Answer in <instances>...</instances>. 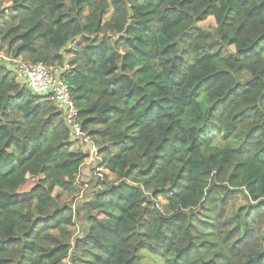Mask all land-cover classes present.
Returning <instances> with one entry per match:
<instances>
[{"label": "trees", "instance_id": "trees-1", "mask_svg": "<svg viewBox=\"0 0 264 264\" xmlns=\"http://www.w3.org/2000/svg\"><path fill=\"white\" fill-rule=\"evenodd\" d=\"M1 1L0 58L60 69L115 181L72 241L88 152L0 62V264H264V0Z\"/></svg>", "mask_w": 264, "mask_h": 264}, {"label": "rangeland", "instance_id": "rangeland-1", "mask_svg": "<svg viewBox=\"0 0 264 264\" xmlns=\"http://www.w3.org/2000/svg\"><path fill=\"white\" fill-rule=\"evenodd\" d=\"M1 2H4L1 6V10L4 12L7 11L10 6V3L7 0H2ZM89 10L90 8L86 7L85 13H87V11ZM113 16H114L113 11L109 9L104 15L103 22L107 23ZM2 24L3 22L0 15V26ZM198 25L201 28L210 29L214 27V21L212 18H209L206 21L199 23ZM0 62L6 67H11V68L13 67V69L15 70L14 74L16 75L17 79L23 78L22 75L16 70V65H15L16 63L14 59H12V56L9 53H7V51L4 50L2 51ZM54 72L61 73L60 69H57ZM248 78L249 75L247 73H242L239 77L240 81H245ZM88 145L89 144L87 143H81V142H78V144L74 143L73 146L71 147V150L73 149L77 151L85 150L86 152H89ZM72 152L76 153V151H72ZM100 159H101L100 155L97 154V157H93L91 160L89 158L85 160L83 166L81 167L82 171L80 172V175L78 177V185L80 186V192L77 197L70 198L67 196L66 193L60 191L59 189H56L54 191V196L57 197L59 203L61 205H67L71 209L74 225L69 229L73 235L72 241H74L75 239H81L87 232L88 225L82 207L87 203H91L95 194L100 190V188L96 186V179L99 177V175H102V176H108V178L111 181H115V178L113 176H110L105 169L101 168ZM159 201L161 204L164 203V201L161 199ZM238 201L240 206L245 205V200L240 195H238ZM93 215L97 216L99 219L104 218L103 215H98L95 212L93 213ZM73 243L74 242H72V245ZM70 256L72 257L73 254H71ZM145 261L147 264L158 262L157 260L151 257H146ZM65 264H71V263L67 259V261H65Z\"/></svg>", "mask_w": 264, "mask_h": 264}, {"label": "built area", "instance_id": "built-area-1", "mask_svg": "<svg viewBox=\"0 0 264 264\" xmlns=\"http://www.w3.org/2000/svg\"><path fill=\"white\" fill-rule=\"evenodd\" d=\"M16 70L24 78L25 86L36 96H47L50 102L62 108L64 122L71 130L74 139L90 146L88 157H97V150L88 136L82 131L78 121V109L71 98L67 85L56 77L55 72L41 62L29 63L14 60ZM18 73V74H19ZM86 159V160H87Z\"/></svg>", "mask_w": 264, "mask_h": 264}, {"label": "clouds", "instance_id": "clouds-1", "mask_svg": "<svg viewBox=\"0 0 264 264\" xmlns=\"http://www.w3.org/2000/svg\"><path fill=\"white\" fill-rule=\"evenodd\" d=\"M219 38H220V33H219V32L215 33V34L213 35V37H212V39H215V40H219ZM233 50H234V49H233ZM221 235H222V233H221Z\"/></svg>", "mask_w": 264, "mask_h": 264}, {"label": "crops", "instance_id": "crops-1", "mask_svg": "<svg viewBox=\"0 0 264 264\" xmlns=\"http://www.w3.org/2000/svg\"><path fill=\"white\" fill-rule=\"evenodd\" d=\"M71 151H76V153L78 152L77 150H74V149H73V150H71ZM81 171H82V169L80 170V172H81Z\"/></svg>", "mask_w": 264, "mask_h": 264}]
</instances>
